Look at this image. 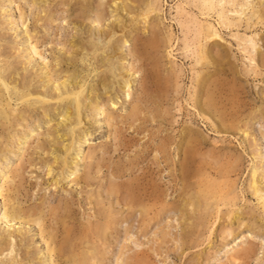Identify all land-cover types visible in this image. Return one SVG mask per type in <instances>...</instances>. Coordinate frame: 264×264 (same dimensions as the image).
<instances>
[{"label": "rangeland", "instance_id": "1", "mask_svg": "<svg viewBox=\"0 0 264 264\" xmlns=\"http://www.w3.org/2000/svg\"><path fill=\"white\" fill-rule=\"evenodd\" d=\"M33 1L12 0L10 4L0 0V74L18 89L37 91L47 99V104L21 105L12 95L10 111L4 106L5 97L0 103L7 117L0 115V264H48L49 240L53 237V247L58 249L65 228H71V242L64 256L53 255L52 264H70L72 253L68 250H73L79 261L91 248L97 250V264H229L231 251L247 247L252 253L241 258V264H264V209L249 190L255 168L263 177L264 191V68L260 69L264 24L257 20L264 16V0H233L234 7L220 6L216 0L214 11L200 0H135L127 3L128 11L123 13L115 12L110 0H48L35 5ZM149 5H154L156 12L144 25L137 16ZM242 10L247 11L238 18ZM220 13L228 18L226 26L220 23ZM201 25L216 30L219 38L209 42L195 38ZM110 31L114 32L112 44L106 39ZM153 34L164 41L157 52L148 46ZM24 36L31 39L29 46L37 53L32 60ZM168 46L174 47L171 56ZM88 47L93 55H88ZM200 47L211 50L214 58L220 56L218 66L196 64ZM110 55L116 73L106 66ZM44 64L52 79L61 82L69 76L86 85L83 122L75 130L76 138L80 135V142L85 143L81 147L76 140L72 145L70 154L79 162L73 164L66 182L57 187L47 176V164L53 158L47 134L61 120L59 114L67 110L68 103L55 102L62 91L57 94L52 84L46 85ZM123 70L135 73L123 76ZM202 74L212 76L205 90L212 92L216 87L217 117L229 125V133L219 130V119H211L196 106L201 97L197 79ZM103 79L113 83V91L104 93ZM118 81L129 87L119 90ZM95 101L103 117L94 110ZM203 102L204 98L201 104L205 107ZM189 138L197 143L189 145L186 152ZM61 140L59 147L67 144ZM199 170L207 180L204 185L219 178L221 188L230 187L231 209L243 215L246 227L231 223L225 216L229 212L226 208H221L218 219L215 206L206 213L201 208L195 214L185 210V201L198 203L195 184ZM8 174L6 187L3 181ZM83 177L86 184L72 183ZM116 186L121 191L117 195L112 190ZM132 193L139 201L130 208ZM103 210L113 212L116 222L101 247L93 232L102 224ZM4 212L7 216L18 212L35 215L30 223H16L4 220ZM185 213L186 222L181 216ZM222 228L228 233L225 236ZM82 236L87 238L80 239Z\"/></svg>", "mask_w": 264, "mask_h": 264}, {"label": "bare ground", "instance_id": "2", "mask_svg": "<svg viewBox=\"0 0 264 264\" xmlns=\"http://www.w3.org/2000/svg\"><path fill=\"white\" fill-rule=\"evenodd\" d=\"M9 2H10V4H12V0H8ZM50 1V0H49ZM73 1V0H72ZM202 3H203V5L204 6H209V7H207V9H209V10H215V6H214V4H213V2L214 1H216V0H200ZM262 1V0H261ZM46 2H48V0H35V1H33V5H35V4H45ZM128 2H130V3H134L135 2V0H110V2L109 3H112L111 5L113 6L112 8H113V10L115 11V12H121V13H123V12H125V11H128V6H127V3ZM245 2V1H244ZM257 2V1H256ZM49 3V2H48ZM85 3H87V2H85ZM151 4V3H150ZM225 4H232V6L234 7V6H237L236 4H235V2L233 1V0H219V3H218V5H225ZM240 4V3H239ZM141 5V4H140ZM152 5V4H151ZM151 5H149L147 8H146V10L144 11V12H142V13H140V16L138 17L137 16V20L138 19H140L139 21H140V23H142V24H144V25H146V24H148L147 22H148V20H149V16H150V14H152V13H154V12H156L155 11V7H153V6H151ZM202 5V4H201ZM217 5V6H218ZM248 5V4H247ZM35 7V6H34ZM44 7V6H43ZM89 7H90V5H89ZM146 7V6H145ZM219 7V6H218ZM18 8V7H17ZM143 8V7H142ZM96 9V8H95ZM263 9V8H262ZM131 10V9H130ZM129 10V11H130ZM258 10H260V9H258ZM93 11V10H92ZM100 11V10H99ZM247 11V10H246ZM246 11L245 10H242L241 11V13L239 14V15H237L238 16V18H240V17H242V16H244L245 15V13H246ZM252 11V10H251ZM254 11V10H253ZM256 12V11H255ZM204 13V12H203ZM257 14H258V12H256ZM20 14H21V21L23 20V14L20 12ZM99 14V13H98ZM103 15V14H102ZM124 15V14H123ZM129 15H130V12H129ZM261 15V14H260ZM252 16H255V13H254V15H252ZM126 17V16H125ZM262 17H264V16H262ZM261 16H259L258 18H257V20H258V22L259 23H261L262 22V25L264 24V18H262ZM45 18V17H44ZM43 17H42V19H44ZM101 18H103V17H101ZM129 18V17H128ZM158 18V17H157ZM218 18L220 19V23L222 24V25H227V24H225V22H228V18L225 16V14L224 13H220V14H218ZM237 18V19H238ZM100 19V18H99ZM102 20V19H101ZM119 20V19H118ZM135 20H136V18H133L132 19V21L133 22H135ZM9 21V20H8ZM154 21V20H153ZM137 23H139V22H137ZM19 24V23H18ZM101 25V24H100ZM117 25H120V22H117ZM134 25H137V24H134ZM177 25V24H176ZM261 25V24H260ZM254 26V25H253ZM122 27V26H121ZM195 27V26H194ZM124 28L125 27H122V29L124 30ZM130 28V27H129ZM122 30V31H123ZM197 30V29H196ZM155 31V30H154ZM16 32V31H15ZM28 32V31H27ZM120 33H121V31H119ZM103 32L102 31H100V34H102ZM114 32H112V31H110L106 36H107V38L106 39H109V40H107L108 41V44H110L111 43V38H112V34H113ZM123 33V32H122ZM125 34V33H124ZM123 34V35H124ZM169 36V35H168ZM194 36H195V38H200V37H202L206 42H209V41H212V40H215V39H218L219 38V35L217 34V32H216V30H214V29H212L211 27H209V26H200L199 27V29L194 33ZM24 37H26L25 39L27 40V42H28V46H29V43H30V38L28 37V36H24ZM128 37V36H127ZM255 37V36H254ZM35 38V37H34ZM132 38V37H131ZM137 38V37H136ZM166 38V37H165ZM186 38V37H185ZM184 38V39H185ZM184 39H182L183 41H184ZM23 40V39H22ZM163 40V39H162ZM161 39H160V41H162ZM97 41V40H96ZM113 41V40H112ZM159 41V39H158V36H157V34H153V37H151V40H150V42H149V47H150V49H151V51L153 50V51H156L157 52V50H159L160 49V42ZM169 43L171 42L170 41V39L169 40H167ZM89 42V41H88ZM129 42V41H128ZM163 43H164V41H162ZM196 42V41H195ZM107 43V42H106ZM125 43V42H124ZM134 43V42H133ZM88 44V43H87ZM112 44V43H111ZM131 44V43H130ZM168 44V43H167ZM251 44V43H250ZM94 45H98V44H94ZM137 45V44H136ZM169 45V44H168ZM182 45V44H181ZM184 50H186V51H188L189 50V46H188V44H187V42L186 41H184ZM73 46V45H72ZM78 46V45H77ZM80 46V45H79ZM113 46V45H112ZM161 46H162V43H161ZM83 47H85V46H83ZM99 47V46H98ZM134 47V46H133ZM170 49L171 48H174V47H171V46H168ZM202 47V46H201ZM200 47V49L198 50V52H197V55H196V64L197 65H202V66H209V65H217L218 66V64L220 63V60H222V59H217L218 57H220V56H215V58L212 56V52H211V50H210V52H209V50H207V49H202ZM212 47V46H211ZM86 48V47H85ZM97 48V47H96ZM204 48V47H203ZM206 48V47H205ZM209 48V47H208ZM87 49H89V47L87 48ZM139 49V48H138ZM197 49V48H196ZM213 49V48H212ZM83 50H84V48H83ZM112 50H114V49H112ZM136 50V49H135ZM134 50V51H135ZM169 50V49H168ZM161 51V50H160ZM166 51V50H165ZM170 51V50H169ZM173 51V49H171V51L169 52V56H171V52ZM62 52V51H61ZM92 52L93 51H91L90 49L89 50H87V53H88V55H90V54H92ZM103 52V51H102ZM141 52V51H140ZM168 52V51H167ZM72 53V52H71ZM75 53V52H74ZM95 53V52H94ZM107 53V52H106ZM138 53V52H137ZM27 54H29V55H31V56H29V58H31V60H32V57L34 58L35 56H37V53L35 52V50H34V48L33 47H28V49H27ZM134 54V53H133ZM168 54V53H167ZM93 55V54H92ZM139 55V54H138ZM249 55V54H248ZM71 56V55H70ZM109 56V55H108ZM112 55H110V57L108 58H106V61H105V63H106V66L108 65V67H110L111 68V70L112 71H114L115 73H116V71H117V68L115 67V66H113V64L111 63L112 61H113V58L114 57H111ZM134 56H136V55H134ZM168 56V55H167ZM41 57V56H40ZM142 58V57H141ZM81 59V58H80ZM138 59V58H137ZM140 59V58H139ZM124 60V59H123ZM137 61V60H136ZM250 61H254L253 59H251ZM261 65H260V69H262V68H264V59L261 57ZM32 62V61H31ZM154 62V61H153ZM222 62V61H221ZM159 63V62H158ZM83 65V64H82ZM122 65L123 64H121V68H123L122 67ZM256 65V64H255ZM201 66V67H202ZM87 67V66H86ZM196 67V66H195ZM211 67V66H210ZM262 67V68H261ZM23 68V67H22ZM53 68V67H52ZM95 68V67H94ZM157 68V67H156ZM44 74H43V76H44V80H45V83H46V85H53L54 86V89H52V90H55L56 92L55 93H59L60 91H62V93H59L58 94V98H57V100H55V102L56 101H58V103L60 102V103H63V102H66L67 101V103H68V108H66L67 110L65 111V112H63V113H61V114H59V118L61 117V120H59V122L58 123H56V125H54V126H52L51 127V130H52V132H50V133H48L47 134V136L49 137V139H50V144H51V148H52V151H49V153L51 152V154L53 155V158H52V163H50L49 165L47 164V176L48 177H51L52 178V180H53V185L55 186V187H57V186H59V185H61L62 183H64V182H66V180H67V178L69 177V175H71L72 174V171H71V169H72V166H73V164H77L79 161H78V157H73L71 154H70V150H71V147H72V145L75 143V141L77 140V141H79V142H77V143H79L80 145L79 146H81V145H83V143H85V142H80L81 140H82V138L80 137V135H79V137L78 138H76V131L78 130L77 128L79 127V126H82V122H83V117H82V114H81V111H82V108H83V101H84V99L86 98V95H85V91H86V85H84V83L85 82H83V83H81V81H80V83L78 82V81H76V80H74L73 78H71V77H64L63 78V80L61 81V82H58V80L56 81V79L54 80V79H52V77L50 76V72H49V68L47 69V66L44 64ZM42 69V70H43ZM162 69V68H161ZM212 69H214V68H212ZM254 69H255V67H254ZM257 69V68H256ZM109 70V69H108ZM155 70V69H154ZM95 71V70H94ZM125 73H124V75L123 76H127V75H129L128 73V71L127 70H123ZM157 71V70H156ZM99 73V72H98ZM114 73V74H115ZM135 73V72H134ZM134 73H132V74H130L129 76H133L134 75ZM53 74V73H52ZM122 74V73H121ZM120 74V75H121ZM88 75V74H87ZM65 76V75H64ZM67 76V75H66ZM90 76V75H89ZM88 76V77H89ZM197 76V75H196ZM207 75H204V74H202V75H200L199 77H198V79H197V86H199V93H201V95H199V96H201V97H199L198 99H197V103H196V106L198 107V109L202 112V113H204V115H207L208 117L210 116V118L211 119H215V121L217 120V119H219V117H217V114H218V109H217V106H219V105H217V99H216V94H215V88H213L214 89V91H208V89H206L205 90V86H207V85H209V81L211 80V77L212 76H207ZM214 76V75H213ZM99 77V76H98ZM130 78V77H129ZM214 78V77H213ZM11 79V78H10ZM13 79V78H12ZM79 79V78H78ZM216 79V78H215ZM104 80V79H103ZM132 80V79H131ZM11 81V80H10ZM15 82H16V80H15ZM56 82H58V83H56ZM99 82V81H98ZM133 82V81H132ZM211 82V81H210ZM208 83V84H207ZM213 83V82H212ZM215 84H217V82H214ZM118 84H119V90L121 89V90H123V92L126 90L125 88L128 86V84L126 85V84H124V83H120L119 81H118ZM215 84H214V86H215ZM112 85H113V83L111 82V81H102L101 82V87H102V89H104V93L106 92V93H109V91L111 92V90H112ZM165 85H166V83H165ZM218 85V84H217ZM167 86V85H166ZM196 86V87H197ZM211 86V85H210ZM220 87H221V85H219ZM232 86V85H231ZM48 87V86H47ZM114 87V86H113ZM129 87V86H128ZM170 87V86H169ZM220 87H219V89H220ZM233 87V86H232ZM207 88H209V87H207ZM125 89V90H124ZM177 89V88H176ZM197 89V88H196ZM211 89V88H210ZM209 89V90H210ZM222 89V88H221ZM212 90V89H211ZM217 91H218V88L216 89ZM234 90V89H233ZM42 91V90H41ZM113 91V90H112ZM216 91V92H217ZM32 92V91H31ZM31 92H29V91H26V92H24L23 90H20V89H18V87H17V85H16V83H14V84H12V82H9V80H6L1 74H0V103H2L1 101H4V97H5V99H6V103L4 104V106H6L7 107V109L10 111V109H11V106H10V102L12 101V95H14L15 96V98H14V100L18 103H20L21 105H23V104H27V103H29V104H35V106L37 105V104H47V99H46V97L45 96H43L42 94H40V93H37V91L35 92V93H31ZM49 92V91H48ZM54 92V91H53ZM228 92H230V91H228ZM54 93V94H55ZM103 93V92H102ZM231 93V92H230ZM234 93V92H233ZM56 94V95H57ZM88 94L89 93H87V96H88ZM111 94V93H110ZM90 95V94H89ZM126 95V94H125ZM231 95V94H230ZM235 95V94H234ZM228 96V95H227ZM93 97V96H92ZM197 97V96H196ZM233 97V96H232ZM94 98H96V97H94ZM127 98V97H126ZM204 98V101H205V103H206V105H205V103H204V106L205 107H203L202 105L203 104H201V99H203ZM88 99V98H87ZM110 99V98H109ZM95 100V99H94ZM219 100V99H218ZM54 101V100H53ZM106 101V100H105ZM221 101V100H220ZM219 101V102H220ZM224 101H225V99H224ZM96 102V101H95ZM233 102V101H232ZM18 103V104H19ZM50 103V102H49ZM66 103V104H67ZM218 104H220V103H218ZM89 105H91V104H89ZM0 106H1V104H0ZM112 106V105H111ZM114 106V105H113ZM45 107V106H44ZM92 107V106H91ZM207 107V108H206ZM26 108V107H25ZM85 108V107H84ZM88 108V107H87ZM93 108H94V110H96V111H98V113H97V115H99V113H100V115L102 114L103 115V112L101 111V109L99 108V104H98V102H96L95 104H94V106H93ZM109 108V107H108ZM111 108V107H110ZM141 108V107H140ZM6 109V111H8ZM105 109V108H104ZM220 109V108H219ZM262 109V108H261ZM199 110H198V113H199ZM130 111V110H129ZM222 111V110H221ZM58 112H59V110H58ZM113 112V111H112ZM200 112V113H201ZM230 112V111H229ZM50 113V112H49ZM220 113V112H219ZM47 114V113H46ZM231 114V113H230ZM0 115L2 116V117H5L6 119H7V117H6V112H5V110L3 109V108H0ZM48 115V114H47ZM101 115V116H102ZM106 116H108V115H106ZM45 117H47L46 115H45ZM103 117V116H102ZM109 118L107 119V118H105V119H107V120H112V117L109 115L108 116ZM221 117V116H220ZM48 118V117H47ZM235 120V119H234ZM218 121V120H217ZM223 121V120H222ZM220 119H219V121H218V124H219V130H221V132L224 130V129H226L229 125H227L226 123V125L225 124H223V122H222ZM228 121V120H227ZM247 121V120H246ZM50 120H49V124H50ZM109 122V121H108ZM22 123V122H21ZM217 123V122H216ZM238 123V122H237ZM233 124V123H232ZM226 127H225V126ZM231 125V124H230ZM240 125V124H239ZM106 126V125H105ZM237 126V125H236ZM232 128V127H231ZM239 128H240V126H239ZM77 129V130H76ZM235 129V128H234ZM76 130V131H75ZM184 130V129H183ZM232 130V129H231ZM225 131H227V129L225 130ZM237 131H238V129H237ZM61 132H62V134H61ZM228 132V131H227ZM230 132V131H229ZM228 132V133H229ZM233 132H235V131H233ZM226 133V132H225ZM28 134V133H27ZM32 134V133H31ZM56 134H57V136H56ZM183 134V133H182ZM227 134V133H226ZM243 134H245V137L248 135V133H245V132H242V135ZM44 135V134H43ZM54 135L56 136V137H54ZM185 135H187V134H185ZM189 135V134H188ZM26 136V135H25ZM25 136H23V138H24V140L26 139V138H28V135H27V137H25ZM244 136V135H243ZM188 137V136H187ZM190 137H191V135H190ZM43 138V137H42ZM45 138V137H44ZM182 138H184L185 139V137H182ZM194 138V137H193ZM46 139V138H45ZM61 139H63V142L65 143V142H67V144H65V145H62L61 147H59L58 146V141L59 140H61ZM27 140V139H26ZM183 140V139H182ZM62 141V140H61ZM26 142V141H25ZM62 143V142H61ZM187 143V145L185 146L186 147V152H188L187 151V149H188V147H189V145H193V146H196V143H197V140L196 139H192V138H189L188 139V141L186 142ZM24 144V143H23ZM182 144V143H181ZM22 145V144H21ZM85 145V144H84ZM76 146H78V145H76ZM89 146V145H88ZM200 146V145H199ZM82 147V146H81ZM184 149V148H183ZM258 149V148H257ZM13 150V149H12ZM93 150V149H92ZM17 151V150H16ZM13 152H15V151H13ZM90 152V151H89ZM11 153V152H10ZM78 153V152H77ZM87 153V152H86ZM193 155H194V153H193V148H192V152H191ZM195 153H196V150H195ZM14 154V153H13ZM21 154V153H20ZM50 154V155H51ZM16 155V154H15ZM94 155V154H93ZM185 155V154H184ZM23 156V155H22ZM189 157V156H188ZM192 157V156H191ZM224 157V156H223ZM21 158V157H20ZM80 160V159H79ZM186 160V159H185ZM194 160H195V158H194ZM185 162V161H184ZM191 163H195L194 161L193 162H191ZM226 163H228V162H226ZM236 162L234 161V164H235ZM82 164H83V162H82ZM232 164V163H231ZM192 165V164H191ZM227 165V164H226ZM233 165V164H232ZM253 165H255V164H253ZM182 166H184V165H182ZM186 166V165H185ZM184 166V167H185ZM256 166V165H255ZM45 167H46V165H45ZM188 167V166H187ZM199 167V166H198ZM230 167H232V166H230ZM18 168V167H17ZM203 168H204V165H203ZM210 168V167H209ZM219 168V167H218ZM223 168V167H222ZM229 168V167H228ZM227 168V169H228ZM235 168V167H234ZM233 168V169H234ZM91 169V168H90ZM199 169V168H198ZM232 169V170H233ZM20 170V169H19ZM100 168L97 170V172H99L100 173ZM231 170V169H230ZM228 171V170H227ZM16 171H14L13 172V174L15 173ZM19 172V171H18ZM21 172V171H20ZM96 172V171H95ZM97 172H96V175H97ZM198 172V171H197ZM218 172V171H217ZM216 172V173H217ZM260 172H258V170L257 169H255V168H253L252 169V171H251V174H250V184H249V190H250V194L251 195H253L259 202H260V204H261V206H262V209H264V191L262 190V182H263V180H262V178L263 177H260L261 176V174H259ZM15 174H17V173H15ZM20 175V174H19ZM94 175V174H93ZM221 175V174H220ZM219 175V176H220ZM263 176H264V174H262ZM9 176V174L6 176V177H4V181H3V183L5 184V182H6V180H8V177ZM208 176H210V175H208ZM227 176V175H226ZM230 176V175H229ZM232 176V175H231ZM20 177V176H19ZM18 177V178H19ZM72 177V176H71ZM218 177V176H217ZM74 178H76V177H74ZM220 178H221V176H220ZM12 179H13V177H12ZM73 179V178H72ZM196 179H198V182L195 184V187H196V189H197V198H198V203L197 204H195V202L193 201V200H187V201H185V204H183V205H185V210L187 211V212H190L191 214H195V211H197L198 210V208L200 209H203V211H205V213L206 212H208L212 207H214L215 206V210H216V214H215V211H214V214H215V216L217 215V219H218V216H220V213H221V208H226L227 210H229V212L225 215L229 220H231V223L233 222L234 224H236L238 227H241V226H247L246 224H244L243 223V215L242 214H239L237 211H234L233 209H231L232 208V206H234V204L232 205V201H231V199H230V195L232 194V192H231V190H229L230 189V187H228V186H226L225 185V188L223 187V188H221L220 187V185H219V182H217V180L219 179V178H216V179H214L213 180V182L212 183H210V185H208V186H206V185H204V182H206L207 180H206V178H205V175H204V173L201 171L200 172V170H199V172L196 174ZM82 182V183H84V184H86V182H87V178L86 177H83L82 179H79L78 181L77 180H75L74 179V181L72 180V183L73 184H75V183H77L78 184V182ZM221 181V180H220ZM229 181V180H228ZM9 182V181H8ZM11 182V181H10ZM222 182V181H221ZM224 182H226V181H224ZM112 183V182H111ZM4 184H2V185H4ZM10 184V183H9ZM71 184V183H70ZM234 184V183H233ZM7 184H5V186H6ZM231 185H232V183H231ZM264 185V184H263ZM8 186V185H7ZM6 186V187H7ZM222 186V185H221ZM235 186V185H234ZM2 187V186H1ZM13 187V186H12ZM112 187V186H111ZM233 187V186H232ZM3 188V187H2ZM90 188V187H89ZM235 188V187H234ZM5 189V188H4ZM91 189V188H90ZM128 189V188H127ZM191 189H193V188H191ZM1 190H3V189H1ZM114 192H115V194L117 193V192H121L120 191V188H119V186L117 187H113V189H112ZM130 190V189H129ZM128 190V191H129ZM233 190V189H232ZM226 191V192H225ZM234 192V191H233ZM7 193V192H6ZM93 193V192H92ZM111 193V195H112V193L113 192H110ZM130 193V192H129ZM118 194V193H117ZM116 194V195H117ZM92 195V194H91ZM110 195V194H109ZM110 195V196H111ZM128 195V194H127ZM132 196H131V203L129 202V206H131L130 208H133L134 206L133 205H138V201L136 200L137 198H135V196L133 195V193L131 194ZM0 196H1V193H0ZM113 196V195H112ZM2 197V196H1ZM195 198H196V195H195ZM231 198H233V197H231ZM195 200V199H194ZM233 200H234V198H233ZM104 201V200H103ZM107 201H109V200H107ZM15 202V201H14ZM10 203V202H9ZM12 203V202H11ZM92 203V201L90 200V203L89 204H91ZM88 204V203H87ZM10 205V204H9ZM236 205V204H235ZM13 207V206H12ZM11 207V208H12ZM16 207H18V206H16ZM66 207V206H65ZM105 207V206H104ZM259 207V206H258ZM8 208V207H7ZM22 208V207H21ZM64 208V207H63ZM93 208V207H92ZM142 208H144V207H142ZM146 208V207H145ZM183 208V207H182ZM16 209V208H15ZM95 209V208H94ZM111 209V208H110ZM148 209V208H147ZM213 209V210H214ZM5 210V209H4ZM65 210V209H64ZM125 210V209H124ZM225 210V209H224ZM237 210V209H236ZM7 211V210H6ZM5 211V212H6ZM145 211V210H144ZM211 211H212V209H211ZM226 211V210H225ZM5 212H4V215H3V219L4 220H7L8 219V222H12V221H15L16 223H30L32 220V217H33V215H35V214H33V212H31V214L30 215H26L24 212L22 213V212H18V213H20V214H14V215H12V214H10V215H8L7 216V214H5ZM11 212V211H10ZM9 212V213H10ZM43 212V211H42ZM57 212V211H56ZM102 212V211H101ZM103 216H101L102 217V224L100 223V224H97L96 226H95V231L93 232V238H96V241L98 240V242L101 244V247L102 246H104V244L105 243H107V231L108 230H110L111 228H112V226H114L115 225V220H114V217H113V212H111L110 210H107V211H105V210H103ZM198 212H199V210H198ZM210 212V211H209ZM264 212V211H263ZM262 212V213H263ZM12 213H13V211H12ZM22 213V214H21ZM44 213V212H43ZM54 213V212H53ZM33 214V215H32ZM92 214V213H91ZM102 214V213H101ZM188 214V213H187ZM199 214V213H198ZM203 214H204V212H203ZM203 214H199L200 215V217L201 218H204V217H202L201 215H203ZM222 214V213H221ZM67 216V215H66ZM153 216V215H152ZM182 216V219L186 222L187 221V219H186V213L185 214H183V215H181ZM188 216V215H187ZM204 216H205V214H204ZM222 216V215H221ZM206 217H207V214H206ZM222 217H224V216H222ZM26 219H30V220H26ZM182 219H181V221H182ZM205 219V218H204ZM209 219V218H208ZM3 220V221H4ZM61 220V219H60ZM86 220V219H85ZM118 220V219H117ZM152 220V219H151ZM228 220V221H229ZM35 221V220H34ZM183 221V222H184ZM201 222H203L202 220H200ZM200 221H198V222H200ZM207 221V220H206ZM215 221V220H214ZM200 222V223H201ZM209 222V221H208ZM217 222V221H216ZM215 222V223H216ZM257 222V221H256ZM205 223V222H204ZM38 224V223H37ZM64 225H65V221H64V223H63ZM85 224V223H84ZM90 224V223H89ZM254 224V223H253ZM8 225V224H7ZM15 225V224H14ZM86 225H87V223H86ZM189 225V224H188ZM205 225V224H204ZM235 225V226H236ZM18 226H20V225H18ZM202 226V225H201ZM206 226V225H205ZM236 226V227H237ZM87 227H88V225H87ZM208 227V226H207ZM94 228V227H93ZM40 229V228H39ZM78 229V228H77ZM89 229H91V228H89ZM225 229V228H224ZM223 228L221 229V231L222 230H224ZM141 230V229H140ZM226 230V229H225ZM19 231V230H18ZM17 231V232H18ZM40 231V230H39ZM44 230H42V232H43ZM192 231H194V230H192ZM191 231V232H192ZM211 231V230H210ZM209 231V232H210ZM7 233V232H6ZM12 233V232H11ZM39 233V232H38ZM41 233V232H40ZM57 233H58V231H57ZM63 233V232H62ZM227 232H223L222 231V234H224V236H225V234H226ZM228 234V233H227ZM195 235V234H194ZM232 236V233H229V236ZM40 236V235H39ZM42 236V235H41ZM81 236V235H80ZM109 236V235H108ZM11 237V236H10ZM71 228H65V237H64V241H62V243L60 244V247L58 248V249H56V247H53V245H54V242L52 241L53 239V237L52 238H50V240H49V244H48V246H47V249H46V256H48V260H47V262H48V264H52V262H53V255H55V254H58V256H61V255H63L64 254V250L66 249L67 250V245L71 242ZM89 237V236H88ZM87 238V236H82V237H80V239H86ZM91 240V239H90ZM79 241V240H78ZM81 241V240H80ZM61 242V241H60ZM75 242V241H74ZM82 242V241H81ZM84 243V242H83ZM90 243V242H89ZM95 243V242H94ZM47 244V243H46ZM80 244V243H79ZM9 245V244H8ZM95 245H97V244H95ZM59 246V245H58ZM81 246V245H80ZM86 246V245H85ZM93 247V246H92ZM97 247V246H96ZM4 249V248H3ZM71 249H72V247H71ZM238 250V249H237ZM234 251L233 253H232V251H231V255L229 256V258H228V261L230 262L229 264H241V258H246L249 254H251L252 253V248L251 247H247V249H243V250H241L240 252L239 251ZM69 251V254H71L72 253V258H74V260L72 259V258H69L68 257V261L70 262V264H97V250H96V248H91V251L90 250H87L86 252V254H84V255H82V257L79 259V261H78V259H76L75 258V256L73 255V250L71 251V250H68ZM12 252V251H11ZM99 252V251H98ZM105 252V251H104ZM66 253V252H65ZM1 254H2V252H1ZM77 254V253H76ZM104 254V253H103ZM67 255V254H66ZM229 255V254H228ZM8 256V255H7ZM56 256V255H55ZM64 256V255H63ZM243 256V257H242ZM99 258V257H98ZM58 259V258H57ZM60 259V258H59ZM106 259V258H105ZM42 260V259H41ZM63 260V259H62ZM59 261V260H58ZM91 261V262H90ZM18 264V263H17ZM131 264V263H130Z\"/></svg>", "mask_w": 264, "mask_h": 264}]
</instances>
